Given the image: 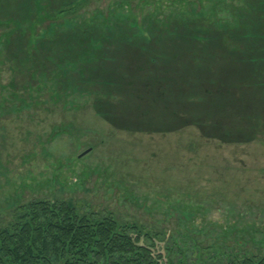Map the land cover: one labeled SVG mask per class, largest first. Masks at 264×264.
Instances as JSON below:
<instances>
[{
  "label": "rangeland",
  "instance_id": "obj_1",
  "mask_svg": "<svg viewBox=\"0 0 264 264\" xmlns=\"http://www.w3.org/2000/svg\"><path fill=\"white\" fill-rule=\"evenodd\" d=\"M81 1L0 0V227L57 199L264 255V0Z\"/></svg>",
  "mask_w": 264,
  "mask_h": 264
},
{
  "label": "trees",
  "instance_id": "obj_2",
  "mask_svg": "<svg viewBox=\"0 0 264 264\" xmlns=\"http://www.w3.org/2000/svg\"><path fill=\"white\" fill-rule=\"evenodd\" d=\"M177 251L134 219L81 212L71 201L57 199L19 206L13 220L0 227V264H264V255L245 252L199 263L180 251L175 262Z\"/></svg>",
  "mask_w": 264,
  "mask_h": 264
}]
</instances>
